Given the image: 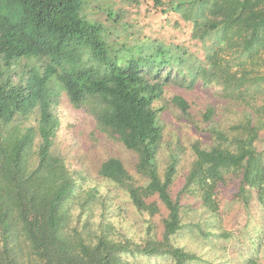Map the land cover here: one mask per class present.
<instances>
[{
    "label": "trees",
    "instance_id": "obj_1",
    "mask_svg": "<svg viewBox=\"0 0 264 264\" xmlns=\"http://www.w3.org/2000/svg\"><path fill=\"white\" fill-rule=\"evenodd\" d=\"M133 2L140 3L0 0V264H132L129 255L174 264H264L241 254L216 262L174 242L185 226L184 200L197 197L216 213L217 188L231 171L239 172L246 205L254 197L264 203V156L256 145L264 131V0H152L172 26H188L201 54L133 31L124 7ZM198 82L219 85L241 122L230 134L215 122V107L203 111L214 141L192 144L194 159L174 194L180 155L177 147L169 149L161 169L163 116L171 105L198 123L184 96L167 100L166 92L175 84L194 89ZM64 98L93 116L94 132L133 152L144 182L118 155L102 159L95 170L123 189L141 213H160L158 200L165 206L160 238L151 222L143 241L113 236L104 199L93 229L89 211L96 189H81L85 172L68 162L61 147ZM192 225L205 236L215 234L201 222Z\"/></svg>",
    "mask_w": 264,
    "mask_h": 264
},
{
    "label": "rangeland",
    "instance_id": "obj_2",
    "mask_svg": "<svg viewBox=\"0 0 264 264\" xmlns=\"http://www.w3.org/2000/svg\"><path fill=\"white\" fill-rule=\"evenodd\" d=\"M140 3L125 4L130 21L134 25L133 31H142V37L166 44L177 43L188 47L192 51L202 53L199 44L188 34V26L181 22L180 27L172 26L163 14L152 7V0H139ZM175 94L184 96L191 104L194 119L198 126L189 123L181 116L177 108L169 105L164 114L165 141L159 153V161L163 170L169 154V149L177 147L180 155L179 171L172 187L174 194L185 182L186 174L194 159L192 144L200 141L203 145L213 143L214 137L206 131L208 123L202 119V113L208 106L216 109L215 122L230 134L232 125L240 124L241 118L222 95V89L217 84L205 85L198 82L194 89H186L178 85H171L166 92L169 100ZM167 103V102H166ZM169 104V103H168ZM61 119L60 138L61 147L67 154L68 162L75 168L83 169L86 178L81 189L94 187L98 199L89 211L90 224L97 229L103 211L100 199L106 202L105 222L111 224L112 235L121 238L126 235L134 241H143L147 234V226L151 222L157 236L160 238L163 230L162 220L167 215V209L158 200L161 212L150 216L141 213L133 205L129 195L111 180L97 174L96 167L99 161L118 155L126 163L129 170L140 181L143 179L136 173L134 164L136 157L121 143L115 142L95 131V120L86 110L73 107L67 99L59 106ZM257 148L264 156V131L256 142ZM240 176L238 171L226 174L217 188L216 198L219 210L209 213L197 197H188L184 200L183 221L185 226L174 238L177 245L195 251L204 259L216 262L236 255H256L264 261V203L253 198L246 205L239 193ZM73 211L79 212L78 199L71 203ZM85 215L79 221L81 224ZM76 220V219H75ZM194 222H201L207 231L215 234L205 236L196 227ZM224 233L227 235L225 236ZM132 264H174L170 258L160 256L136 255L128 256ZM207 261V260H206ZM193 264H209L199 261Z\"/></svg>",
    "mask_w": 264,
    "mask_h": 264
}]
</instances>
